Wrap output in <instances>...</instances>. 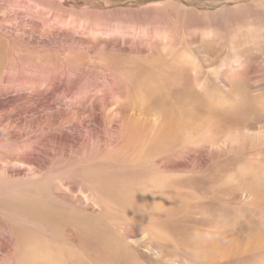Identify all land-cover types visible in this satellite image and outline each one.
I'll list each match as a JSON object with an SVG mask.
<instances>
[{"label": "rangeland", "instance_id": "obj_1", "mask_svg": "<svg viewBox=\"0 0 264 264\" xmlns=\"http://www.w3.org/2000/svg\"><path fill=\"white\" fill-rule=\"evenodd\" d=\"M0 136V264H264V0H0Z\"/></svg>", "mask_w": 264, "mask_h": 264}, {"label": "bare ground", "instance_id": "obj_2", "mask_svg": "<svg viewBox=\"0 0 264 264\" xmlns=\"http://www.w3.org/2000/svg\"><path fill=\"white\" fill-rule=\"evenodd\" d=\"M59 117H60V119H61V116H59ZM59 117H58V120H59ZM56 118H57V117H56ZM54 120H55V118H54ZM58 120H55V121H54V122H55L54 125L59 124L58 122H60V120H59V121H58ZM39 123H40V122H39ZM32 124H33V123H32ZM34 124H35V123H34ZM40 124H41V123H40ZM33 126H34V125H33ZM33 126H32V127H33ZM57 126H58V125H57ZM32 127H31V128H32ZM32 129H33V128H32ZM30 133H31V132H30ZM2 134H3V133H2ZM2 134H1V135H2ZM6 134H7V133H6ZM26 135H27V134H26ZM27 136H28V135H27ZM33 136H34V135H33ZM0 137H1V136H0ZM4 138H5V137H4ZM29 138H30V137H29ZM34 138H35V137H34ZM62 138H63V137H60V136H59V137H57L55 140H58L59 142L66 141V139L63 140ZM16 140H17V139H16ZM28 140H29V139H28ZM76 140H77V139H76ZM76 140L74 139V141H76ZM29 141H30V140H29ZM76 142H77V141H76ZM78 142H79V141H78ZM81 142H82V141H81ZM73 143L75 144V142H73ZM76 144H77V143H76ZM0 146H1V145H0ZM1 147H2V146H1ZM60 147H61V146H60ZM38 151H39V150H38ZM52 151H53V150H52ZM40 152L43 153L44 151H40ZM65 153H66V152H65ZM38 154H39V153H38ZM44 154H45V153H44ZM50 154H51V153H50ZM54 154L57 155L55 152H54ZM60 154H61V153H60ZM33 155H34V154H33ZM45 155H46V154H45ZM52 155H53V154H52ZM62 155H63V154H62ZM68 155H69V154H68ZM31 156H32V155H31ZM31 156H30V157H31ZM38 156H39V155L32 156V157H34V158H30V157L28 156L29 158L26 160V163L29 164V165H35V164L37 163V162H36V161H37L36 159H37ZM48 156H49V154H48ZM50 156H51V155H50ZM43 157L46 158L47 156H43ZM57 158H58V156H57ZM47 160H48V159H47ZM55 160H56V159H55ZM38 165H39V164H38ZM32 169H34V168H32ZM37 169H38V167H37ZM41 173H42V172H41ZM6 176H7V175H6ZM8 176H9V175H8ZM6 178H7V177H6ZM23 189H24V188H23ZM15 242H16V241H15Z\"/></svg>", "mask_w": 264, "mask_h": 264}]
</instances>
